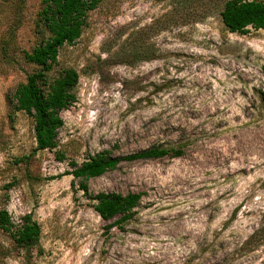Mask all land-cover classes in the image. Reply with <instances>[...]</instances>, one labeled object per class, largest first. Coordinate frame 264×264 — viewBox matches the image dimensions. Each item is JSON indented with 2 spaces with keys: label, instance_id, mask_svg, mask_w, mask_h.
I'll return each mask as SVG.
<instances>
[{
  "label": "rangeland",
  "instance_id": "374dc122",
  "mask_svg": "<svg viewBox=\"0 0 264 264\" xmlns=\"http://www.w3.org/2000/svg\"><path fill=\"white\" fill-rule=\"evenodd\" d=\"M226 1L204 0L184 22L180 0H103L59 52L51 76L74 69L76 101L56 149L40 152L9 98L34 71L22 53L42 0H0V210L41 232L25 253L0 230V264H264V244L246 245L264 232V30L230 33ZM152 147L183 154L87 181L91 195L142 194L128 221H103L71 163Z\"/></svg>",
  "mask_w": 264,
  "mask_h": 264
},
{
  "label": "trees",
  "instance_id": "16d2710c",
  "mask_svg": "<svg viewBox=\"0 0 264 264\" xmlns=\"http://www.w3.org/2000/svg\"><path fill=\"white\" fill-rule=\"evenodd\" d=\"M103 0H42L33 25L36 44L23 51L27 64L34 71L19 84L9 98L13 112H22L32 118L34 141L37 151H52L57 147L58 130L63 126L60 113L76 101L74 90L79 76L74 69H65L58 76L51 73L57 66L60 50L74 44L87 25L88 14L98 8ZM204 1V0H203ZM202 0H180L179 9L184 22L195 18ZM223 25L230 33L246 34L249 28L264 30V2L257 0H228L220 12ZM141 55L151 59L154 51L148 47L140 50ZM264 77V65L261 68ZM182 150L152 147L138 153L114 157L102 151L89 157L81 164L71 163V175L79 180V188L92 202L94 212L105 222L117 217L128 221L138 206L142 194L88 193L87 181L113 171L121 162L159 159L165 156L181 157ZM58 159L63 155L57 154ZM0 230L8 233L15 249L29 253L39 248L40 227L31 215L21 218L13 225L6 210H0ZM263 229L254 232L246 245L264 244Z\"/></svg>",
  "mask_w": 264,
  "mask_h": 264
}]
</instances>
